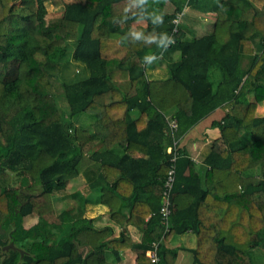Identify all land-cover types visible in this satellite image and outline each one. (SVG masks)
<instances>
[{
  "label": "trees",
  "instance_id": "1",
  "mask_svg": "<svg viewBox=\"0 0 264 264\" xmlns=\"http://www.w3.org/2000/svg\"><path fill=\"white\" fill-rule=\"evenodd\" d=\"M48 1L59 10L48 11L45 0H0V26L11 30L0 28V264H111L109 257L119 259L125 249L137 264H151L147 251L162 235L159 210L173 152L170 228L159 246L160 264H175L177 251L166 244L187 231L196 237V264H258L253 251L264 250V116L256 115L264 101V5ZM166 1L171 11L163 10ZM186 4L215 14L210 30L187 39L179 22L172 34ZM141 19L146 25L132 30ZM69 60L82 63L87 76L62 82L63 115L51 78ZM154 60H168V77L147 75ZM212 68L220 73L215 81ZM217 108L224 113L211 124L220 133L204 159L210 180L203 187L179 142ZM82 113L94 116L91 129L73 123ZM168 116L177 123L173 137ZM173 138L178 147L169 152ZM254 168L258 173H250ZM13 174L29 180L25 190L12 185ZM77 176L98 191L96 203L121 227L117 236L111 226L95 228L83 216L85 199L56 211L53 197L67 195ZM208 195L226 201L222 215L202 211ZM33 214L37 222L25 227L23 219ZM128 225L141 231L140 241ZM11 241L16 249H4Z\"/></svg>",
  "mask_w": 264,
  "mask_h": 264
},
{
  "label": "crops",
  "instance_id": "2",
  "mask_svg": "<svg viewBox=\"0 0 264 264\" xmlns=\"http://www.w3.org/2000/svg\"><path fill=\"white\" fill-rule=\"evenodd\" d=\"M173 9L172 3L170 1H166L163 10L165 11H171ZM215 20V14L213 13H200L191 7L185 12L183 16V26L188 30L187 33V39H191L192 37L201 34L200 32L204 31V25H207L208 30L211 28V24ZM146 21L141 19L138 21H134L131 23L132 30H135L138 26H145ZM207 30V29H206ZM207 30V31H208ZM179 54L177 52L173 53L172 60L178 59ZM168 60L159 61L154 60L153 63H150L146 69V73L150 78H166L168 77L167 74V67L166 63ZM264 102V101H262ZM262 102L257 103L256 107V115L260 113L259 111V104ZM259 112V113H257ZM224 111L221 108L215 109L213 112H211L209 115L204 117L202 120H200L197 124H195L189 131L181 138L179 142V146L183 147L192 162L194 163V166L192 168V171L198 174V176L201 178V183L203 184V187H205L206 183H209L210 180V174H209V166L204 163V159L209 153L210 150V144L213 139L217 138L219 136V128L215 127L212 124L213 121L219 120ZM171 115V112L169 116ZM132 116L136 117L138 116V113L133 111ZM260 116V115H258ZM139 118L145 119V114H140ZM130 155L134 157H141L144 156L143 153L131 150L129 152ZM250 173L256 174L258 173V168H254L250 170ZM82 178V177H81ZM219 190L224 189L225 186H219ZM96 190H89L82 178L76 186L73 187L69 183L68 187V193L64 197L61 198L62 202V208L63 209H70L73 206L80 203L82 205V202H84V199L86 200L84 205V211L83 214L84 217L89 218L92 220V225L95 228H102L104 226H111L113 228L114 235H118L121 227L115 223H113L108 218V214L106 212V207L96 203V198L98 196V191L95 193ZM74 194V195H73ZM82 196V197H81ZM209 203V207H206V204L202 205V211L204 210L208 211L207 214L209 216H213L215 212L220 213L221 215L225 212L226 209V201L218 195H208L206 197V203ZM205 213V212H204ZM150 216L147 217L145 220H149ZM33 225V224H31ZM29 225V226H31ZM25 226V227H29ZM127 231L131 238L134 241H140L141 239V231L137 229L135 226L128 225ZM166 246L170 249H174L177 251L176 258H175V264H196L192 260H189L187 254H192V249L196 247V237L194 233L191 231L184 232L182 234H176L169 242H167ZM84 250H87V247H82ZM109 261L111 264H137L135 261L134 254L128 250H122L119 252V259L113 260L109 257Z\"/></svg>",
  "mask_w": 264,
  "mask_h": 264
},
{
  "label": "rangeland",
  "instance_id": "3",
  "mask_svg": "<svg viewBox=\"0 0 264 264\" xmlns=\"http://www.w3.org/2000/svg\"><path fill=\"white\" fill-rule=\"evenodd\" d=\"M253 1L258 5H264V0H253ZM45 5H46V8L48 11L52 12V11L59 10V8L54 7L48 0H45ZM188 9L189 8H187L186 11ZM180 25L183 26V18L180 20ZM1 26H0V28L4 29L5 32H7V33L11 32V30L9 28H7V26H5L4 24ZM204 29L205 30L203 32H206L208 30L207 25H204ZM203 32L201 31L200 33H203ZM68 48L72 49L73 45L71 43L68 44ZM245 62H247L246 59L244 60V63ZM167 74L169 75L168 71H167ZM210 74H211V79L214 81L220 77L219 71L217 69H214V68L211 69ZM86 76H87V69L82 63H78V62H75L73 60H69L66 64H64L62 66L60 73L57 75H54L51 78L52 88H53L52 97L56 103L55 105L57 107L59 114L65 115L68 111L67 103L64 100L63 95H62V82L77 81V80H80L82 78H85ZM259 111H260V113L257 112V113H259L257 115L264 116V102L259 104ZM93 121H94V116L90 113H82L73 119V123L76 126L84 127L87 129H91V124L93 123ZM13 177H14V181L12 182L13 183L12 185L14 187L22 188L24 190L27 188V186L29 184V180L25 176H22L21 174L20 175L13 174ZM80 180H82V178L77 176V177L72 178L70 180V184L73 185V187H74V186H76V184ZM94 192L97 193V190ZM61 201H62L61 198L53 197V203H54V207H55L56 211H61V208H62V202ZM37 219H38V217L36 214H33L31 216H27L23 219V225L29 226L31 224H35L37 222ZM187 256H188L189 260H192V254L191 253H188ZM253 256H254L255 261L258 264H264V250L263 249L254 250Z\"/></svg>",
  "mask_w": 264,
  "mask_h": 264
},
{
  "label": "built area",
  "instance_id": "4",
  "mask_svg": "<svg viewBox=\"0 0 264 264\" xmlns=\"http://www.w3.org/2000/svg\"><path fill=\"white\" fill-rule=\"evenodd\" d=\"M189 8L186 5H184V8L182 11L178 12L176 16L173 19L174 27L172 29V34L177 32L178 24L180 22L181 17L186 12V9ZM172 43L171 37L168 39L167 45ZM168 124H169V130L171 132V135L173 137V133L177 128V123L174 117H168ZM178 147V140L173 138V143L170 147H168V151L170 152L172 149L176 150ZM176 152H173L172 157L170 158L171 165L167 171V174L165 176L164 182H163V188H162V197H161V207L159 210L161 219H162V235L159 238L158 241H154L152 243V247L150 250L147 251V256L150 258L151 264H160V257L158 254L159 246L164 241L165 234L169 231V217L171 215V191L173 184L175 182V165L174 161L176 159Z\"/></svg>",
  "mask_w": 264,
  "mask_h": 264
},
{
  "label": "water",
  "instance_id": "5",
  "mask_svg": "<svg viewBox=\"0 0 264 264\" xmlns=\"http://www.w3.org/2000/svg\"><path fill=\"white\" fill-rule=\"evenodd\" d=\"M15 213H16V212H15ZM10 248H12V249H16V247L14 246L13 241H11L8 245H6V246L4 247V249H6V250H8V249H10Z\"/></svg>",
  "mask_w": 264,
  "mask_h": 264
},
{
  "label": "clouds",
  "instance_id": "6",
  "mask_svg": "<svg viewBox=\"0 0 264 264\" xmlns=\"http://www.w3.org/2000/svg\"><path fill=\"white\" fill-rule=\"evenodd\" d=\"M135 36H139L140 33H134ZM174 42V40H172V43Z\"/></svg>",
  "mask_w": 264,
  "mask_h": 264
}]
</instances>
